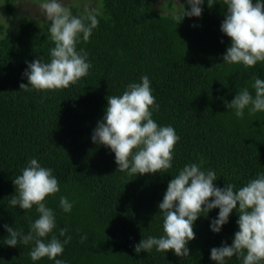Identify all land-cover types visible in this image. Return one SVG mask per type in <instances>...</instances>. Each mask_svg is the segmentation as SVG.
Here are the masks:
<instances>
[{
  "label": "trees",
  "instance_id": "trees-1",
  "mask_svg": "<svg viewBox=\"0 0 264 264\" xmlns=\"http://www.w3.org/2000/svg\"><path fill=\"white\" fill-rule=\"evenodd\" d=\"M0 1L8 16L0 21V264H55L47 257L30 258L34 242L5 244L4 225L26 234L39 217L35 206L24 212L9 203L16 191L13 179L31 158L51 168L59 181L60 192L48 196L46 205L56 218L53 234L61 242L71 236V241L57 259L66 264H217L211 249L225 241L231 245L239 231L235 209L219 233L210 227L218 208L197 219L188 257L155 248L137 254L134 246L143 237L163 235L158 204L185 165L203 160L202 170L216 172L218 187L230 183L237 190L264 172V112L250 115L245 109L240 119L225 104L245 87L255 94L251 84L253 77L264 79V62L247 69L223 62L231 40L221 31L222 0H213L211 8L205 0L200 17L185 16L179 25L154 9L152 0H99L93 9L99 25L88 43L77 45L92 67L77 84L56 91L20 89L28 82L23 76L27 62L38 57L50 62V22L42 19L45 15L34 16L31 6L21 11L18 0ZM169 1L175 9L167 3L166 13L182 8L177 14L182 16L191 10L187 0L178 10L177 2ZM66 7L76 16L85 11ZM145 75L159 105L158 111L152 109L153 119L172 126L180 140L169 173L135 176L116 171L115 154L94 143L92 135L105 115L106 97L122 95ZM60 196L73 204L70 213L61 209ZM62 228L68 229L66 236L59 235ZM83 236L87 239L81 242ZM225 264L243 262L233 256Z\"/></svg>",
  "mask_w": 264,
  "mask_h": 264
},
{
  "label": "clouds",
  "instance_id": "clouds-1",
  "mask_svg": "<svg viewBox=\"0 0 264 264\" xmlns=\"http://www.w3.org/2000/svg\"><path fill=\"white\" fill-rule=\"evenodd\" d=\"M205 0H187L191 10L173 19L178 25L185 16L200 17ZM209 8L215 4L207 0ZM225 7L221 31L230 38V46L223 54V62L229 65H243L254 68L258 62H264V0H222ZM41 12L50 22L48 39L54 43L50 49V62L39 57L27 62L23 76L27 83H21V90L56 91L77 84L88 75L92 65L88 62L85 49L77 50V45L88 43L93 29L99 25L97 13L85 8L79 16L73 15L69 7L60 0H42ZM41 27V25L39 24ZM223 42V41H222ZM251 88L237 92L230 102L225 100L227 109L233 110L237 118L242 119L245 109L250 115L264 112V79L253 77ZM105 115L98 121L93 131L92 141L109 148L115 154L118 165L116 171L128 175L165 174L172 168L175 145L180 140L172 126H160L153 119L152 109L159 110L156 98L152 94L150 79L141 77L140 83H129L122 95L106 97ZM203 160L199 164L185 165L168 183L163 199L158 204L163 217V235L159 238L149 236L134 246L139 254L174 251L175 255L185 258L190 255L189 242L196 238L194 223L213 209H219L218 215L211 221V230L221 232L229 222L235 209L239 214V231L229 245L226 241L220 247L211 249L210 258L217 264H225L226 258L237 256L243 264H264V172L251 179L238 190L230 183L218 187L214 170H202ZM130 182V181H129ZM16 191L10 205L30 211L33 206L39 213L38 219L31 222L30 231L4 225L8 236L5 244L17 247L34 242L29 252L33 261L47 257L55 264H66L57 259L64 251V245L71 241L67 236L63 242L53 234L56 218L53 210L46 205L48 196L60 192L58 179L51 168L41 166L37 159L31 158L22 174L13 179ZM59 204L65 213H70L73 204L65 196H60ZM67 228L60 229L59 235L66 236ZM51 238L48 239L49 235ZM83 236L81 242L86 240Z\"/></svg>",
  "mask_w": 264,
  "mask_h": 264
},
{
  "label": "rangeland",
  "instance_id": "rangeland-1",
  "mask_svg": "<svg viewBox=\"0 0 264 264\" xmlns=\"http://www.w3.org/2000/svg\"><path fill=\"white\" fill-rule=\"evenodd\" d=\"M174 1L177 2V10H178L181 7V3H180L181 0H174ZM41 2L42 0H18L17 5L19 6L21 11H24L25 9L27 10L31 6V11L33 15L36 16L37 18H40L42 17V15H44L39 8V4ZM60 2L63 3L65 6L69 4H73V5H79L84 8L91 9V10L100 6L99 0H60ZM167 3H169L170 6L175 9V4L170 2L169 0H152L154 9L160 10L161 13L164 12L163 14L174 16L180 13V10L182 8L179 11L166 13L168 12ZM7 18L8 16H7L6 8L2 5L0 1V21H6ZM42 19H46V18H42Z\"/></svg>",
  "mask_w": 264,
  "mask_h": 264
}]
</instances>
